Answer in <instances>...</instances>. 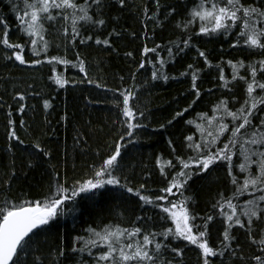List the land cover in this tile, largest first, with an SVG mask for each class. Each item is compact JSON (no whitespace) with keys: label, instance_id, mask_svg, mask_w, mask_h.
Segmentation results:
<instances>
[{"label":"trees","instance_id":"16d2710c","mask_svg":"<svg viewBox=\"0 0 264 264\" xmlns=\"http://www.w3.org/2000/svg\"><path fill=\"white\" fill-rule=\"evenodd\" d=\"M77 2L83 4L84 0ZM88 2L91 3V0ZM13 3L17 5L16 9H13ZM198 3L199 0H162L163 5H172L178 12L164 20L167 8L162 7L155 26L143 16L145 4L149 6V15L156 11L154 0H128V7L123 10L121 6L113 4L112 7L104 9L105 25L89 26L90 22H79L83 25L82 35L91 34L94 37L85 45H78L76 49L85 60L88 77L74 66L76 63L74 49L64 40L62 32L52 30L44 34L45 39L51 41L53 45L49 48V55L61 57L66 55L67 59L73 61L71 65L56 63L54 65L56 71L51 70L47 61L34 65L20 64L14 58L11 61L7 60L6 50L0 46V98L3 100V103H0V207L5 206L4 201L15 203L18 200L41 199L50 188L54 192L58 183L70 189L67 193L69 196L72 188L78 192L73 200L64 202L62 205L64 211L61 214L53 221H49L48 226H41V230L32 237L27 264H32L35 256L41 257L37 264H53L56 259L55 250L59 246L68 250V255L60 258L59 264H75L81 256L87 258V253L72 254L71 248L77 243L74 239L77 235L83 237L89 235L90 227L99 230L108 224L119 225L122 228L142 226L157 231L166 227L174 228V222L170 219L159 218L164 215L160 209L145 204L135 192L129 193L120 185L105 184L103 188L93 190L96 193L94 196L80 193L79 186L93 177V172L102 163V157L106 158L107 154L113 152L114 145H121L119 168L113 174L121 178V184L127 182L129 187L144 184L147 186L145 194L161 195L160 189L165 186V179L158 171L160 164L157 163V158H160L161 162L173 159V163L177 164L176 170H180L182 166L174 157L181 155L186 158L194 155L193 150L187 147L190 142L184 138L195 133L193 136L195 141H200L202 136L211 139L208 133H214L216 122L212 121L210 124L208 118L217 116L219 120L215 107L219 101L226 98L233 111L239 107V104L232 101L233 95L243 102L246 85L239 81V78L237 81L231 80L233 69L226 61L243 59L247 67L249 63L258 61L264 53L248 49L246 46L229 48L228 44L232 37L199 34L193 37V45H199L206 50L209 60L213 62L212 66H206L203 58L197 57L195 47L186 48L174 60L168 59L167 47H172L173 53H176V44L193 35L194 31H198L199 21L192 25L190 30L177 27V21L186 20L187 11ZM20 4L21 0H0V16L6 18L10 26L9 38L14 43L26 42V37L18 31V28L22 27L16 18ZM89 11L94 17L99 18L94 9ZM145 23L148 24L147 30L144 28ZM2 31L0 29V33ZM133 32L136 33L135 36L132 35ZM150 32H154L155 36L150 35ZM96 37L108 39L111 43L96 44ZM145 43L148 47L160 45L161 50L149 54L150 62L137 71L138 64L145 59L143 54ZM129 52L132 56L126 55ZM7 54L10 55V52ZM24 54L28 60L35 58V54L31 53L28 47L25 48ZM160 56L167 60L163 69L170 76L167 81L162 78L151 79V61L155 60L156 67L159 68ZM189 64H193V70H201L197 83L202 92L196 103H192L194 90L190 87V75H180L187 70ZM216 65L222 66L223 74L229 82L228 88L223 87L224 80H219ZM239 71L241 75L250 76V70L246 72L242 68ZM133 73L136 75L135 83L130 78ZM58 74L77 83L62 87L56 84L54 79H49ZM121 77H124L123 81ZM88 79L97 83H79ZM258 79L264 77L258 75ZM145 81L149 83L145 84ZM136 84L140 85V88L136 89L139 99L134 101V105L145 111L147 119H138L137 122L143 127L132 137L125 136L121 140L120 137L127 125L121 123L125 118L113 103V99H121V96L112 90L129 86L135 88ZM16 92L25 93L23 99L20 97L13 99ZM257 92L259 93V90ZM44 100L50 102L49 106L44 105ZM8 105H11L10 116ZM21 105L24 106V112L17 110ZM185 108L187 111L181 117L173 119L177 111ZM204 113H207V116H204ZM9 119L16 121L15 128L19 140L8 138ZM21 120L24 123H19ZM169 120L172 121L171 124L167 123ZM224 121L231 127V117H224ZM161 124L165 127L161 128ZM201 128L206 131L202 133ZM169 139L172 140L177 152L172 151ZM36 144H40L41 147L36 148ZM240 160L236 162L239 163ZM256 167L253 165L254 170ZM234 171L242 183V177L247 173L241 174L238 168ZM57 172L60 173L59 176L56 175ZM149 173L151 175H148ZM238 186L239 184L235 186L231 184L222 165L213 167L208 174L200 173L194 176L185 190V195L192 197L187 204L190 215L198 213L203 217L213 214L209 210L220 200L218 193H223L226 197L231 196ZM257 194L244 192L243 195L234 198L233 202L242 205L244 200L252 199ZM170 199L178 200L180 195L177 194L175 198ZM163 203L167 205V201ZM219 211L218 208L214 210L216 213ZM137 217H141V220H137ZM145 217L151 219H144ZM222 220L223 217L217 216L215 221L209 224L210 243L213 246L218 245L223 227L226 226L221 224ZM189 222L192 223L191 219ZM195 222L199 224L202 220L198 218ZM233 234L237 236L238 242L246 252L260 254L259 247L247 239L243 229L235 226ZM259 238L257 235V239ZM169 240L173 246L185 249L179 264H200L197 245L188 244L182 238L177 240L171 236ZM233 259L235 258H213V264H222V261L224 264H232ZM235 264H240V261L236 260Z\"/></svg>","mask_w":264,"mask_h":264},{"label":"snow or ice","instance_id":"6c2138e0","mask_svg":"<svg viewBox=\"0 0 264 264\" xmlns=\"http://www.w3.org/2000/svg\"><path fill=\"white\" fill-rule=\"evenodd\" d=\"M113 4L121 6V10H123L128 7V0H91V3L84 0L83 4L78 3L77 0H21L16 18L19 25L22 26L18 28V31L26 37V42H11L9 38L10 26L6 18L0 16V29L3 30L0 33V46L6 50L5 58L10 61L14 58L20 64L40 65L47 61L52 71H56L54 67L56 63L73 64V61L67 59L66 55L61 57L48 54L49 48L53 45L51 41L45 39L44 34L55 30L62 32L64 40L73 47L76 58L74 66L79 68L85 77H88L89 72L85 60L81 58V53L76 49L78 45H85L94 37L91 34L82 35L83 25L79 22H90L89 26L91 24L105 25L104 9L112 7ZM12 7L16 9L17 5L13 3ZM154 7L156 11L149 15V6L147 4L143 6V16L152 21L154 26L159 19L158 14L162 7L167 8V15L163 16L164 20H168L169 16L178 12V9L172 5H163L162 0H154ZM89 9H94L99 18L94 17ZM187 17L184 21H177V27L190 30L191 26L199 21L198 31H194L193 35L176 44V53H173L172 47H167L168 59L174 60L186 48L195 47L197 57L203 58L206 66H212L213 62L209 60L206 50L199 45H193V37L199 34L232 37L228 44L229 48L246 46L248 49L264 53V0H251V2L249 0H199L198 4H194L187 11ZM144 28L148 29L147 23L144 24ZM149 34L155 36L154 32ZM132 35L135 36L136 33L133 32ZM95 43L107 45L111 41L96 37ZM26 47L35 54V58L31 60L25 58ZM159 50H161L160 45L148 47L145 43L143 47L145 59L138 64L137 71L143 69L145 64L150 62L149 54H155ZM9 52L10 55L7 54ZM65 52H67L66 47ZM126 55L132 56V53L129 52ZM158 60L159 68L156 67L155 60L151 61V79L162 78L167 81L170 76L163 70L167 60L163 56L158 57ZM226 63L233 69L231 80L237 81L239 78V81H243L246 85L243 102L241 103L239 98L233 95L232 101L239 104V107L233 111L226 98L219 101L215 106L220 117L219 120H217V116L208 118L210 124L212 121L216 122L214 133H208L211 139L202 136L200 141H195L193 139L195 133L184 138L190 142L187 147L193 150L194 155H189L186 158L181 155L174 157L182 166L180 170H176L177 164L173 163V159L161 162L160 158H157V163L160 164L158 171L165 179V186L160 189L161 195L145 194L147 186L144 184L139 187H129L127 182L121 184V178L113 174L119 168L121 145H114L113 152L107 154L106 158L102 157V163L93 172V177L85 180L79 186L80 193L94 196L96 193L93 190L103 188L105 184L120 185L129 193L135 192L145 204L160 209L164 215L159 218L161 220L170 219L174 222V228L166 227L157 231L154 228L147 229L142 226L122 228L119 225L108 224L103 225L99 230L96 227H90L87 237L77 235L74 238L77 243L71 248V253H87V258L81 256L75 264H179L180 258H183L185 254V249L173 246L169 236L177 240L182 238L188 244L197 245L200 252V264H213V258L221 257L235 258L232 260V264H235L236 260H239L240 264H264V79H258V75L264 77V55L258 61L249 63L247 67L243 59H228ZM216 67L219 72V80H224L223 87L228 88L229 82L223 74L222 66L216 65ZM242 68L246 72L250 70V76L241 75L239 69ZM200 71V69L193 70V64H189L187 70L180 73V75H190L191 77L190 87L194 90L192 103H196L201 97L202 90L197 83ZM130 78L135 83V73ZM49 79H54L55 83L62 87L70 83H77V81L69 80L59 74L49 77ZM120 79L123 81L124 77ZM84 82L97 83L91 79L79 81V83ZM144 83L147 84L149 81ZM100 86L106 87L105 85ZM138 88L140 85L136 84L135 88L129 86L112 90L121 96V99H113V103L125 118L121 123L127 125L124 128V134L120 137L121 140L125 136L132 137L138 129L143 127L137 122L138 119H147L145 111L139 110L134 105V101L139 99L136 91ZM24 96L25 93L16 92L13 99L16 97L23 99ZM0 103H3L2 98H0ZM43 103L47 107L50 102L44 100ZM7 107L10 116L11 105ZM17 110L24 112L25 109L21 105ZM186 111L187 108L177 111L173 119L181 117ZM203 115L207 116V113ZM226 116L232 118L231 127L224 121ZM19 123H24V121L21 120ZM167 123L171 124L172 121L169 120ZM15 124L16 121L8 120L10 129L8 138L19 140ZM160 127L163 128L165 125L161 124ZM205 131L206 129L201 128L202 133ZM169 145L174 153L177 152L171 139H169ZM40 147V144H36V148ZM241 157L242 160H240ZM237 160L240 162L237 163ZM220 165L224 167L225 174L231 184L234 186L239 184V186L231 196L226 197L223 193H218L220 200L214 203L209 210L213 214L203 217H200L198 213L190 215L187 204L192 200V197L185 195L189 181L200 173L208 174L213 167ZM253 165L257 166L255 170ZM236 168L241 174L247 173L242 177V183L239 182L234 171ZM56 175L59 176L60 173L57 172ZM69 191L68 187L58 183L54 192L50 188L49 192L43 194L41 199L18 200L15 203L4 201L5 206L0 207V264H27L32 237L41 230V226H48L49 221H53L58 214L64 211L62 205L65 201L73 200L78 195L75 188L71 189V196L67 195ZM244 192L258 194L252 199L244 200L242 205L233 202L234 198H238ZM177 194L180 195V199H170V197L175 198ZM164 201H167V205L163 203ZM217 208L220 210L218 213L214 212ZM217 216L223 217L221 224L226 226L223 227L218 245L213 246L210 243L209 224L214 222ZM198 218L202 220V223L195 222ZM136 219L141 220V217ZM144 219L150 220L151 217ZM190 219L192 223L189 222ZM235 226L245 231L247 239L259 247L260 254L253 255L245 251L238 242L237 236L233 234ZM257 235H259V239H257ZM157 237H163V239H157ZM94 249L95 251H93ZM55 251L56 259L53 264H59L60 258L68 255V250L59 246ZM40 259V256H35L32 264H37Z\"/></svg>","mask_w":264,"mask_h":264}]
</instances>
